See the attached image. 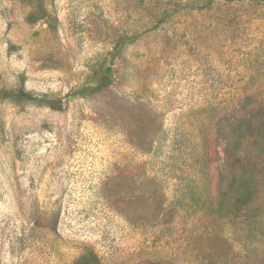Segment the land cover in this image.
<instances>
[{
    "label": "rangeland",
    "instance_id": "374dc122",
    "mask_svg": "<svg viewBox=\"0 0 264 264\" xmlns=\"http://www.w3.org/2000/svg\"><path fill=\"white\" fill-rule=\"evenodd\" d=\"M0 264H264V0H0Z\"/></svg>",
    "mask_w": 264,
    "mask_h": 264
}]
</instances>
